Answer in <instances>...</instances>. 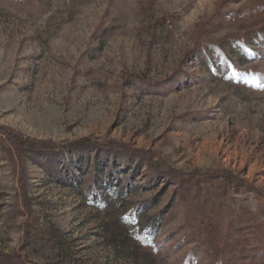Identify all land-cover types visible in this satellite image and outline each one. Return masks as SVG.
Segmentation results:
<instances>
[{
  "label": "rangeland",
  "instance_id": "374dc122",
  "mask_svg": "<svg viewBox=\"0 0 264 264\" xmlns=\"http://www.w3.org/2000/svg\"><path fill=\"white\" fill-rule=\"evenodd\" d=\"M0 125V264H264V0H0Z\"/></svg>",
  "mask_w": 264,
  "mask_h": 264
},
{
  "label": "trees",
  "instance_id": "16d2710c",
  "mask_svg": "<svg viewBox=\"0 0 264 264\" xmlns=\"http://www.w3.org/2000/svg\"><path fill=\"white\" fill-rule=\"evenodd\" d=\"M0 143L8 147V149H10L18 159H23L25 156H31L32 154H36L40 156L49 157V160H52L51 158L53 157L61 158L62 156L65 155V152H68L74 155V152H73L74 149L78 150L83 147H86L87 145L86 142L82 143V141H78V142L71 143V144H61L53 140L41 141V140L26 137L23 134L11 128L5 127L3 125H0ZM82 153L83 152L75 153V156L71 158L72 162L76 161L78 163H81L82 161H84L83 155H81ZM97 155L99 154L96 153V156ZM52 161L54 162V160ZM146 163L148 167H151V168L153 167L152 162L150 161L148 162L147 160ZM108 164L109 163H107L106 165ZM98 172L100 171L98 170ZM110 173H114L113 167L110 168ZM172 174H175V173L173 171L171 172L169 171V173L167 172L161 173L162 177H165V178ZM97 175L98 176L100 175V177H98L100 178V182H98V184L100 185V189H103L102 187L105 186V183H106V181L104 180L106 178L109 179L110 176L108 175L109 177L108 176L104 177V175L102 176V174H99V173ZM100 183H103V184H100ZM111 190H113V188Z\"/></svg>",
  "mask_w": 264,
  "mask_h": 264
}]
</instances>
